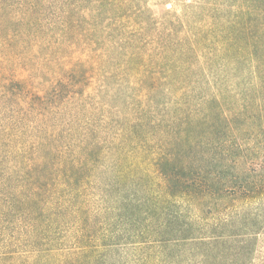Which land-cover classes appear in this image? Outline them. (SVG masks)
I'll list each match as a JSON object with an SVG mask.
<instances>
[{
    "label": "trees",
    "instance_id": "obj_1",
    "mask_svg": "<svg viewBox=\"0 0 264 264\" xmlns=\"http://www.w3.org/2000/svg\"><path fill=\"white\" fill-rule=\"evenodd\" d=\"M195 2L0 0V264H256L264 0Z\"/></svg>",
    "mask_w": 264,
    "mask_h": 264
},
{
    "label": "rangeland",
    "instance_id": "obj_2",
    "mask_svg": "<svg viewBox=\"0 0 264 264\" xmlns=\"http://www.w3.org/2000/svg\"><path fill=\"white\" fill-rule=\"evenodd\" d=\"M198 0H147V7L154 17L162 16L166 11L180 15L185 6L196 4ZM18 78H25L26 74L22 70H16ZM254 263L259 264L264 259V235L260 236L257 242L256 252L254 254Z\"/></svg>",
    "mask_w": 264,
    "mask_h": 264
}]
</instances>
